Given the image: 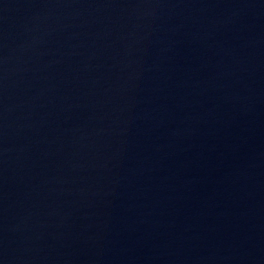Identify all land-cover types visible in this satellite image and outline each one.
Returning a JSON list of instances; mask_svg holds the SVG:
<instances>
[{"label": "water", "instance_id": "95a60500", "mask_svg": "<svg viewBox=\"0 0 264 264\" xmlns=\"http://www.w3.org/2000/svg\"><path fill=\"white\" fill-rule=\"evenodd\" d=\"M0 264H264V0H0Z\"/></svg>", "mask_w": 264, "mask_h": 264}]
</instances>
